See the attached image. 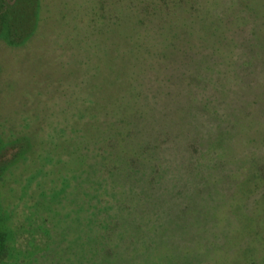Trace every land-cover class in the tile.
<instances>
[{"label":"rangeland","instance_id":"1","mask_svg":"<svg viewBox=\"0 0 264 264\" xmlns=\"http://www.w3.org/2000/svg\"><path fill=\"white\" fill-rule=\"evenodd\" d=\"M139 2L0 0V135L26 151L0 189L17 264L73 263L52 226L74 241L117 156L155 143L174 160L169 191L131 222L134 248L100 264H264V0H182L197 59L185 98L167 96L158 45L136 40Z\"/></svg>","mask_w":264,"mask_h":264},{"label":"trees","instance_id":"2","mask_svg":"<svg viewBox=\"0 0 264 264\" xmlns=\"http://www.w3.org/2000/svg\"><path fill=\"white\" fill-rule=\"evenodd\" d=\"M144 1H147L148 4L145 5L140 2L133 4L135 12L139 14L138 23L145 24L143 22H147V25H144L146 27L140 31L141 33L136 35V40L139 41L140 38L147 39L153 49L158 45L159 52L155 57L159 56L161 60L167 61V65H170L169 70H166L167 74L163 77V79L165 77L167 79L169 75L168 79L171 81L170 84L165 85L167 96L172 93L170 87H175L178 91V96L185 98L182 85L183 83L187 85V79L192 77V64L197 62V59L196 54L193 53L195 48L192 40H190L193 37L192 27H189L190 23L185 21L182 23L176 22L178 18L175 17L176 13L174 10L184 9L180 6L182 0ZM148 1H151V3ZM172 3H176V5L174 7L170 6ZM109 12L106 10L105 15ZM7 16L8 14L6 13H0V19L3 21H8L10 16ZM154 16L160 19L158 27H156L158 23L155 22ZM154 22L157 23L154 27L149 26ZM9 32L11 34V30ZM183 34H188L189 36L183 37ZM184 38L185 40L187 38V40L184 43V47H182L180 45L183 43L180 42ZM221 42L224 44V41ZM215 50L218 49L215 48ZM160 75L162 76V74ZM191 99L194 100V97ZM171 107L174 109V106ZM127 123L130 122L128 121ZM131 123L134 124L135 122L131 121ZM136 133H139L138 129ZM137 134L132 139H139ZM152 134H157V132L155 131ZM12 140L13 137L6 139L0 135V189L4 186V181L10 180L12 166L17 163L18 157L20 156L19 158L21 159L26 153L24 151L21 154H17L15 149L19 146L12 145V143H17L18 141L13 142ZM129 144L130 142L124 143L120 140V144L117 146L127 150ZM122 150L119 149V151ZM125 153L126 155L128 154V157L125 154L117 156L116 163L110 167V173H108L110 177L107 182L105 184L101 183L94 188V192L99 191L100 188L103 189L98 194L100 202L95 201L96 197H89L88 209L85 208L81 211L87 217L85 218L86 224L84 223V227L77 225L74 228L76 232L74 241L67 236L70 233V228L64 225L62 230H60V226L57 229V226H52V239L60 235L59 242H68L74 250L73 263L71 259L68 262L69 264H100L104 258L116 256L119 249L126 245L130 244L134 248L136 244V228L133 227L131 222H135L137 219L142 220L146 214H150L153 211L155 202L159 203V197L169 191V188L166 187L169 181L168 177L172 178L174 176L176 168L172 166L174 162L172 158L166 161L161 158L163 154L160 143H155L152 147L140 144L139 150L133 151L132 154ZM105 158L112 160L110 154ZM127 171L130 173L125 174ZM92 179H94L93 175L91 176ZM110 183L113 187L110 186ZM118 185L123 190L121 194L125 195L127 202H124L123 197L117 196L118 194H111V189ZM181 188L183 189V187ZM156 196L159 197L154 198ZM2 202L3 200L0 198V264H17L19 258L15 253L16 231ZM89 202H93V205L89 204ZM54 218L55 216L52 217V222ZM74 223H76V219ZM58 230H60V233Z\"/></svg>","mask_w":264,"mask_h":264}]
</instances>
